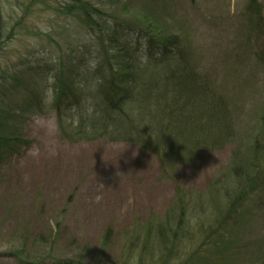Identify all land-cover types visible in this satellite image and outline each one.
Masks as SVG:
<instances>
[{
	"label": "trees",
	"instance_id": "trees-1",
	"mask_svg": "<svg viewBox=\"0 0 264 264\" xmlns=\"http://www.w3.org/2000/svg\"><path fill=\"white\" fill-rule=\"evenodd\" d=\"M70 1L66 7L85 36L80 34L56 65L28 70L27 76L13 79L16 86L8 92L0 85V168L30 145L27 122L48 109L62 141L134 145L157 160L159 180L175 185L162 214L152 213L122 232L119 264H264V243L246 247L233 240L243 214L264 199V139L253 137L248 157L234 146L229 99L195 67L186 36L157 18L156 0ZM135 3L147 12L129 15ZM119 10L126 20L115 17ZM240 15L245 48L264 73V2L246 0ZM77 34L68 37L76 40ZM48 71L54 73L51 94L45 92ZM11 91L14 96L6 98ZM228 146V161L204 190L176 183L180 169ZM58 236L35 242L51 250ZM111 239L108 229L101 248ZM22 253L16 254L20 264H45L44 257L52 258V264L81 263L49 252L42 258Z\"/></svg>",
	"mask_w": 264,
	"mask_h": 264
},
{
	"label": "rangeland",
	"instance_id": "rangeland-1",
	"mask_svg": "<svg viewBox=\"0 0 264 264\" xmlns=\"http://www.w3.org/2000/svg\"><path fill=\"white\" fill-rule=\"evenodd\" d=\"M70 2L0 0V85L4 92L16 86L13 79L27 76L28 70H37L41 64L56 65L61 54L70 52L79 40L82 30L66 7H71ZM245 2L156 0L155 14L186 36L195 67L229 99L234 146L248 157L253 137L264 139V126L259 128L264 73L245 48L244 16L240 15ZM130 9L129 15L135 17L147 12L138 3ZM118 12L115 17L126 20ZM72 32L78 33L76 40L68 37ZM46 75L50 81L44 89L51 94L54 73ZM13 96L11 91L6 98ZM25 134L30 145L0 168V264H20L16 254L21 252L23 257L31 254L34 258L49 252L60 260L77 258L78 264H119L122 232L146 221L152 213L162 214L174 196L175 185L159 180L160 167L152 155L127 143L64 142L55 114L48 109L29 119ZM230 151L228 146L205 153L179 170L176 183L186 190H204L228 161ZM254 205L243 214L233 239L246 247L264 243V199L261 205ZM108 229L112 239L104 250L101 239ZM57 233L53 252L35 242ZM42 259L45 264L53 262L52 258Z\"/></svg>",
	"mask_w": 264,
	"mask_h": 264
}]
</instances>
